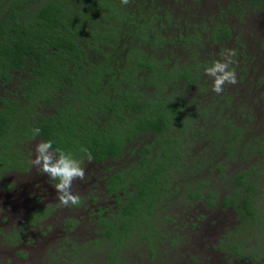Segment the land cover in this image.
I'll list each match as a JSON object with an SVG mask.
<instances>
[{
    "label": "trees",
    "instance_id": "obj_1",
    "mask_svg": "<svg viewBox=\"0 0 264 264\" xmlns=\"http://www.w3.org/2000/svg\"><path fill=\"white\" fill-rule=\"evenodd\" d=\"M228 7L239 17L247 10L264 13V0H232ZM172 22L158 0H130L127 6L120 0H0V175L26 172L25 143L35 140H50L53 151L78 159L84 158L80 148H87L95 163L131 158L107 182L119 207L116 217L104 222L97 216L114 253L130 225L141 224L138 235H144L152 211L173 195L171 178L185 159L191 120L180 93L197 84L200 73L196 65L179 63L170 49L190 50L198 34L187 35ZM210 22L208 41L230 38L223 22ZM228 129L225 151L234 153L243 132ZM209 137L222 136L214 130ZM230 183L229 196L219 203L242 221L257 220L255 181L238 172ZM185 193L205 199L206 206L214 203L209 192ZM28 213L30 225L46 215L33 206Z\"/></svg>",
    "mask_w": 264,
    "mask_h": 264
},
{
    "label": "rangeland",
    "instance_id": "obj_2",
    "mask_svg": "<svg viewBox=\"0 0 264 264\" xmlns=\"http://www.w3.org/2000/svg\"><path fill=\"white\" fill-rule=\"evenodd\" d=\"M231 1L158 0L170 11L173 24L187 35L198 34L190 50L179 46L170 54L179 63L196 65L200 74L197 84L180 93L191 120L185 131L188 154L171 178L173 195L152 211L144 235H138L141 224L135 229L130 225L129 237L114 253L112 239L95 217L112 222L119 209L97 178L105 179L131 158L95 166L84 161L86 180L72 186L81 203L65 207L57 200L56 181L30 168L39 143L35 140L25 143L27 175L17 170L0 175V264H264V13L247 10L239 17L229 11ZM211 20L226 25L228 40L208 41ZM186 23L201 25L200 30L185 29ZM168 32L177 30L170 27ZM225 49L237 52L232 67L238 82L216 94L213 78L204 70L221 60ZM229 127L243 132L234 153L225 151ZM214 130L222 136L218 140L209 137ZM238 172H248L255 181V221H242L219 203L229 196L230 179ZM32 182L30 191L23 189ZM198 185L202 194L213 196L212 206L185 196ZM29 206L46 212L35 225L24 220Z\"/></svg>",
    "mask_w": 264,
    "mask_h": 264
},
{
    "label": "clouds",
    "instance_id": "obj_3",
    "mask_svg": "<svg viewBox=\"0 0 264 264\" xmlns=\"http://www.w3.org/2000/svg\"><path fill=\"white\" fill-rule=\"evenodd\" d=\"M121 5L127 6L130 0H120ZM222 59L214 61L211 66L205 68V74L213 78L212 91L221 94L225 85L237 84V74L232 67L236 63L234 59L237 52L234 49H225L221 53ZM34 136H39L40 129L34 128ZM80 152L84 158H76L71 152L57 148L53 151L52 141H41L35 146V157L30 163L36 168L38 173L47 174V176L57 181L54 188L57 191V200L61 206H78L81 203L79 195L72 191L73 183L77 180L85 179L86 169L82 165L84 159L88 162L93 160L89 149L81 147Z\"/></svg>",
    "mask_w": 264,
    "mask_h": 264
},
{
    "label": "flooded vegetation",
    "instance_id": "obj_4",
    "mask_svg": "<svg viewBox=\"0 0 264 264\" xmlns=\"http://www.w3.org/2000/svg\"><path fill=\"white\" fill-rule=\"evenodd\" d=\"M186 140V139H185ZM38 142H40V141H38ZM185 148L186 149H183V151H182V155H183V157L184 158H186V154H188L187 153V149H188V144H187V141H186V144H185ZM123 154H128L127 152H125L124 151V153ZM124 159H127V158H123V160ZM84 161H87V160H84ZM181 161V160H180ZM120 162H122L121 160H120ZM91 163H92V165H102L103 163H95V162H93V161H91ZM107 163V162H106ZM123 163V162H122ZM124 163H126V161L124 162ZM32 165L30 166V168H31V170H32ZM90 168H92V167H90ZM176 169H173V168H171V169H168V171H172L173 173H174V171H175ZM28 171V170H27ZM11 173V172H10ZM21 173V172H20ZM23 174H26L27 175V172H23ZM96 174V173H95ZM87 175H89V173H87ZM102 175H104V174H101L100 176H102ZM111 175V174H110ZM110 175H107V177L105 178V179H102L101 177H99V178H97V181H98V179H101V182H102V184L104 185V190L107 192V189H108V185H107V182H108V180H109V176ZM86 180V175H85V179H84V181ZM78 181H80V180H78ZM57 182V181H56ZM94 182V181H93ZM35 182H32V183H28L26 186H24V187H26V188H24L23 187V189H27L28 188V190L27 191H30L31 190V186L34 184ZM199 188H200V186H197L195 189L197 190V191H200L199 190ZM196 191V192H197ZM108 193V192H107ZM202 195H204V193L202 194ZM114 202H115V199H114V196H113V199H112ZM195 200V199H194ZM34 201H36V199H35V197H33L32 198V202H34ZM29 208H28V211H27V214L24 216V220L27 222V218H28V215H29ZM98 216V215H97ZM97 216L95 215V217L97 218ZM150 219V218H149ZM97 220H98V218H97Z\"/></svg>",
    "mask_w": 264,
    "mask_h": 264
}]
</instances>
